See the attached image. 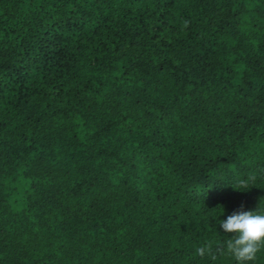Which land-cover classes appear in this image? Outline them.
Returning <instances> with one entry per match:
<instances>
[{"label":"trees","instance_id":"obj_1","mask_svg":"<svg viewBox=\"0 0 264 264\" xmlns=\"http://www.w3.org/2000/svg\"><path fill=\"white\" fill-rule=\"evenodd\" d=\"M256 208L264 0H0V264H237Z\"/></svg>","mask_w":264,"mask_h":264},{"label":"clouds","instance_id":"obj_2","mask_svg":"<svg viewBox=\"0 0 264 264\" xmlns=\"http://www.w3.org/2000/svg\"><path fill=\"white\" fill-rule=\"evenodd\" d=\"M190 21L184 20L182 29L187 28ZM249 179H254L251 177ZM238 190L249 189L248 180H241ZM252 187V186H251ZM225 232L234 233V238L226 242L227 251L234 257L237 264H248L256 259L257 253L264 248V212L257 208L252 211H234L225 220L219 221ZM196 254L201 258L206 255L215 259L211 242L196 248Z\"/></svg>","mask_w":264,"mask_h":264}]
</instances>
